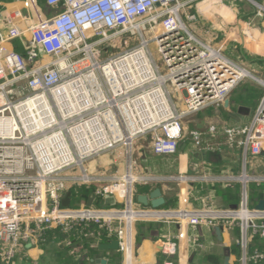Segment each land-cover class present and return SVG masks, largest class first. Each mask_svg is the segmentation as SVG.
Returning <instances> with one entry per match:
<instances>
[{"label": "built area", "instance_id": "1", "mask_svg": "<svg viewBox=\"0 0 264 264\" xmlns=\"http://www.w3.org/2000/svg\"><path fill=\"white\" fill-rule=\"evenodd\" d=\"M192 1L44 0L54 13L35 22H27L17 4L7 7V31L0 38L2 264H13L26 245L44 242L48 232L91 226L103 232L105 243L117 241L121 264H135L132 226L138 220L237 229L241 264L261 258L248 247L254 236L264 238V209L250 206L246 187L251 180L264 182V173L248 174L245 166L264 144V93L253 113L226 127L243 156L240 175L227 177L241 184L235 208L207 205L191 212L134 200L137 183L157 179L129 160L136 142L148 136L149 151L160 156L178 153L187 135L198 143L199 133H187L185 121L221 106L240 81L252 77L190 31ZM24 37L25 54L5 45ZM126 38L134 43L126 47L131 43ZM252 78L264 87L263 79ZM117 147L127 155L123 174L93 175L85 167ZM76 167L79 173H66ZM80 186L92 187L90 205L70 206L69 196L64 206L66 193ZM97 197L110 199L112 206H96ZM193 243L202 245L198 237ZM158 245L173 253L168 241Z\"/></svg>", "mask_w": 264, "mask_h": 264}, {"label": "crops", "instance_id": "2", "mask_svg": "<svg viewBox=\"0 0 264 264\" xmlns=\"http://www.w3.org/2000/svg\"><path fill=\"white\" fill-rule=\"evenodd\" d=\"M42 1L44 3V0ZM253 1L255 3L249 0H194L187 9L195 15V21L187 24L190 31L201 41L213 45L228 58L241 64L249 70L252 77L264 80V0ZM12 4H17L21 8L18 3L3 4L0 1V38L7 31L3 19L4 12ZM21 43L20 39H16V41L7 42L5 45L7 48L14 49L15 44L20 45ZM245 82L243 79L231 91L227 106L223 103L221 106L215 107L220 111L219 114H223L222 117L217 118L218 120L214 118L216 114L207 116L204 113L210 110L207 108L213 106L189 117L200 119L199 128L194 130L199 133L200 145H193L192 142L195 141L187 135L185 140L187 141L188 138L187 143L191 140L192 145L181 143L178 153L170 155L177 158L176 165L170 166L166 173L151 172L145 169L148 174L156 176L157 179L151 183L136 186L135 194L148 195L150 191L158 187L165 198V204H169L168 206L164 204L161 206L162 208H182L191 212L204 209L207 205L223 209L233 208L238 204L241 184L235 180L229 181L227 177L240 175L243 168V156L241 148L230 142L226 127L254 112L263 95L264 88L249 85L260 90L258 95L250 94L252 98L249 100L250 97L248 99L247 94L249 86L246 87L244 84L247 83ZM239 88L242 91L236 93ZM233 98H238L234 106L230 102ZM240 106L248 109L247 114L238 112ZM192 146L197 149L196 160L193 162L189 161V150ZM150 154L157 159L164 158V156L154 155L151 152ZM245 168L248 174L264 173V144L259 155L248 158ZM179 175H186L190 178L181 181L177 178ZM254 182L264 184L263 181L252 180L247 183L246 188L251 207H255L260 200L264 201V188L256 192L257 196H253L254 189H250L249 185ZM139 187L148 190L139 192ZM145 225H150L149 236L153 239H141L134 253L135 264H162L166 261H172L174 264H225V259H227V264H241L237 229H220L219 238L214 227L193 226L186 220H182L176 225L172 222H149ZM193 237H198L202 245H195ZM162 240L171 244L173 253L164 252L159 247L158 243ZM105 242H99L98 248ZM248 249L250 254L255 252L261 254V258L255 262H252L250 258L247 264H264L263 237L254 236ZM111 250H100L89 261L93 262L92 259L95 258H105L108 264H121L123 258L121 253L114 250L119 253V258L114 260L112 258L114 253ZM42 252L43 247L40 243L26 245L16 256L13 264H37ZM0 264H2L1 260Z\"/></svg>", "mask_w": 264, "mask_h": 264}, {"label": "rangeland", "instance_id": "3", "mask_svg": "<svg viewBox=\"0 0 264 264\" xmlns=\"http://www.w3.org/2000/svg\"><path fill=\"white\" fill-rule=\"evenodd\" d=\"M0 1L3 2V4L4 3L5 4L18 3L21 6V8L23 9L22 13L26 17L27 22H29V21L35 22L38 17H47V16H50L54 13V10L51 7L44 4L42 0H0ZM27 39H28V37L27 38L24 37L21 40L22 43L20 45L15 44L14 50L19 52L20 54L25 53L26 52L25 45L27 44ZM123 39H125V38L124 37L118 38L116 40L111 41L110 44H111V46H114V44L116 45L117 42H122ZM126 39L131 42L130 44H127L126 47H128L134 43L132 38L131 39L126 38ZM153 50L155 51L154 46H153ZM155 57L157 58V60L159 59L158 54L156 52H155ZM257 78L261 79L259 77H257ZM244 81H246L245 83H247V84H244L246 87L249 85H254L255 87L257 86V87L263 88V86L260 83H258V81H256L258 83L257 84L250 77L244 78ZM239 91H242V90L239 88L236 91V93H238ZM263 93H264V88H263ZM207 109H210V110H207ZM207 109L203 110V112L207 110L206 112H204L205 115L209 116L212 114L213 115L216 114V116L214 117L216 120H218L220 117L223 116V114H219L220 111H218V109L215 107H211V108H207ZM188 119L189 120L191 119V120L190 121L186 120L187 122H185L186 132L188 131L187 133H189L190 131H194L196 128H199V125H200L199 120L200 119H198V118H194V119L188 118ZM185 139L183 140L185 142L184 145H192V144L195 146L200 145V140H198V143L192 142V144H191V140H189V143H187L188 138H187V141ZM149 142L150 141H149L148 136L146 138H143V139H140L139 141H137L136 144L132 148V154H131V157L129 158V160H131L132 162H135L136 166L141 167L143 170L148 169L151 172H159V173H166L168 171V169L170 168V166L176 165L175 163H177V158L174 156H170V157L164 156V158H158V159L155 157H152L150 152H149ZM213 145H216V144H213ZM229 145H230V143H229ZM193 147L194 146H192V148H190V150H189V156H190L189 161H191V162L195 161L196 160L195 157L197 156V149H195ZM127 163L128 162H127V155H126L125 149L121 148V147H117V148H114L112 151L106 152V153L101 154V155L96 156V157H92L90 160H88L85 163V167L93 175H110V176H112V175L123 174L124 170H125L124 167L126 166ZM193 166L195 167V165H193ZM197 166H196V168L199 169ZM121 168H122V171H121ZM79 172H80V168H78V167L71 168V169L66 171L67 174H77ZM197 173L199 174L200 172H197ZM139 185H145V184L137 183L135 185V187L139 186ZM134 191H135V189H134ZM170 193H172V191H170ZM137 195H139V194H134V200L136 202H138L136 199ZM96 206H98V205H96ZM120 206L116 205V207H120ZM149 222H157L158 223L159 221L138 220V221L134 222V224L132 226V242H133V252L134 253L136 250V246L139 244L141 239H153L152 237L149 236V233H150L149 226L150 225L149 226L145 225L146 223H149ZM57 250H58V244L57 245L52 244L49 248L43 249V252H42V254L39 258V262L37 264H56L57 261H55V257H56V251ZM80 250H81L80 246H77V245L73 246V252L76 254V255L74 254V260H76L78 264H87L85 262L86 260H85V257L83 255L84 253H80Z\"/></svg>", "mask_w": 264, "mask_h": 264}, {"label": "trees", "instance_id": "4", "mask_svg": "<svg viewBox=\"0 0 264 264\" xmlns=\"http://www.w3.org/2000/svg\"><path fill=\"white\" fill-rule=\"evenodd\" d=\"M16 41V40H15ZM25 54V53H22ZM260 93V90H258L255 87L249 86L248 88V99L251 95H258ZM240 96V94H238ZM239 98V97H238ZM237 99H231V105H235V102ZM252 97H250L249 100H251ZM245 99V98H244ZM245 102H248V100H244ZM250 189H254V192L252 193L253 196H257V191L259 189L264 188V184L262 183H251L249 185ZM139 192H147L148 189L139 187ZM92 191V187H84L80 186L75 189H71L70 191V206H74L76 204H79L81 202H86L88 196L90 195ZM95 205L99 206H112L110 199H102V198H96L94 200ZM169 204L166 203L165 206H168ZM254 238V237H253ZM102 241H107V238L103 234V232L100 229H97L96 227H90L87 231H79L78 229L68 232V233H54L53 235L48 232L47 239L44 242H41L43 249L49 248L52 244H58V250L56 251V257L55 261H57L56 264H78L76 260H74V252H73V246L77 245L80 246L81 250L80 253H84L85 262L87 264H94L93 262H90L89 259L92 256H95L100 252L98 248V243ZM72 247V248H71ZM112 258L115 260L119 258V253L114 250ZM250 251V250H249ZM251 253V252H250ZM76 255V254H75ZM16 258V257H15ZM258 259H252V262L258 261Z\"/></svg>", "mask_w": 264, "mask_h": 264}, {"label": "water", "instance_id": "5", "mask_svg": "<svg viewBox=\"0 0 264 264\" xmlns=\"http://www.w3.org/2000/svg\"><path fill=\"white\" fill-rule=\"evenodd\" d=\"M224 105L225 106L228 105V99L225 100ZM238 112L243 113V114H247L248 109L244 106H240L238 109ZM69 196H70V193L68 192V193H66L65 197L63 198L62 204L64 206H67L69 204ZM136 199L142 205H144V206L150 205V207H152V208H158V207H161L165 204V198L162 196L161 190L158 187H156L152 191H150L148 195H146V194L137 195ZM91 200H92V197H90L88 199L87 205H90ZM235 207L236 206H234L233 208H235ZM255 209L263 210L264 209V201L260 200L256 204ZM215 233L220 238V228L219 227H215ZM99 249L100 250H108V249L117 250L118 249L117 241L112 240L110 243H102L99 245ZM226 250L228 251V248H226ZM92 261L95 264H108L107 260L105 258H95V259H92ZM225 264H227V259H225Z\"/></svg>", "mask_w": 264, "mask_h": 264}, {"label": "bare ground", "instance_id": "6", "mask_svg": "<svg viewBox=\"0 0 264 264\" xmlns=\"http://www.w3.org/2000/svg\"><path fill=\"white\" fill-rule=\"evenodd\" d=\"M243 73L247 75V72H246V71H244ZM182 141H183V140H182ZM184 143H185V142H182L183 145H184Z\"/></svg>", "mask_w": 264, "mask_h": 264}]
</instances>
